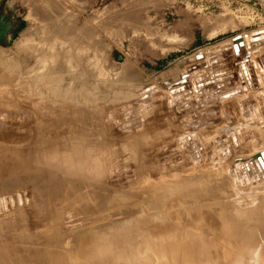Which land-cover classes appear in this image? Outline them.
<instances>
[{
  "label": "rangeland",
  "instance_id": "374dc122",
  "mask_svg": "<svg viewBox=\"0 0 264 264\" xmlns=\"http://www.w3.org/2000/svg\"><path fill=\"white\" fill-rule=\"evenodd\" d=\"M0 33V264L125 240L264 264V0H0ZM85 44L91 104L52 97L46 65Z\"/></svg>",
  "mask_w": 264,
  "mask_h": 264
},
{
  "label": "bare ground",
  "instance_id": "6f19581e",
  "mask_svg": "<svg viewBox=\"0 0 264 264\" xmlns=\"http://www.w3.org/2000/svg\"><path fill=\"white\" fill-rule=\"evenodd\" d=\"M263 33V32H262ZM247 44V43H246ZM250 44V43H249ZM80 46V45H79ZM251 48V47H250ZM247 49V48H246ZM248 50V49H247ZM64 52H63V55H62V57L61 58H59V55H58V53H56L55 55H53L52 56V58L54 59V62L52 63V68L45 62V61H43V62H45V64H47L46 65V67H49V74H48V76L45 78V88L46 87H48L50 90L52 89V97H54V98H56V97H60V98H63V99H65V100H67L68 102H70V101H74V102H84L85 104H87L86 106H88L89 104H91V100H84L83 98H81V97H87L88 95V93L90 92V89H91V85L89 84V82H88V79H89V74H90V66H89V63H90V58H89V45H84V46H80V47H77V49L75 50V51H66L65 49L63 50ZM45 53V52H44ZM4 55V54H3ZM47 55V54H46ZM4 58V57H3ZM2 58V59H3ZM61 61H63L64 63H65V66L67 67V69H69V70H71L70 72H72L73 74L72 75H74V74H76L77 72H78V74L80 73V76H82L84 79H85V81L86 82H83V83H81V84H83V86L81 87V86H78V87H80L81 89L79 90L78 89V87L76 86V84L74 83L75 81H77V78H75L76 80L75 81H73V84L72 85H70V86H73L74 87V85H75V87H77V89H74V90H71V91H69V90H66V91H63V89L60 87V81H61V78H60V76H59V74L57 75L56 73H55V71L57 72V70H56V67H57V65H58V63H60ZM42 62V63H43ZM62 62V63H63ZM41 63V64H42ZM203 63V62H202ZM61 64V63H60ZM91 64V63H90ZM61 66V65H60ZM59 66V67H60ZM62 67V66H61ZM60 67V68H61ZM40 69V68H39ZM46 69V68H45ZM66 69V70H67ZM38 70V69H37ZM81 70V72H79ZM200 70V69H199ZM68 71V70H67ZM34 72V71H33ZM69 71L67 72L68 74L70 73ZM39 73V72H38ZM40 74V73H39ZM44 74V73H43ZM67 75V74H66ZM82 77H80V79H79V82H80V80H82L81 78ZM69 78H70V76H69ZM200 79V78H199ZM12 80V79H11ZM32 82V81H31ZM35 83H36V81H34ZM44 82V81H43ZM49 82H52V83H49ZM68 82V81H67ZM70 82H72V81H70ZM82 82V81H81ZM64 83V82H63ZM31 84V83H30ZM29 84V85H30ZM37 84V83H36ZM47 84H49V85H47ZM98 84V83H97ZM35 85V84H34ZM28 86V85H27ZM31 86H33V83H32V85ZM62 86V85H61ZM67 86V85H66ZM28 87H30V86H28ZM34 87V86H33ZM65 87V86H64ZM63 87V88H64ZM69 87V86H68ZM187 87V86H186ZM72 89V88H71ZM30 90V89H29ZM50 90L48 91V94H49V92H50ZM208 91V90H207ZM38 92L40 93V91L38 90ZM43 92H45L44 90H43ZM42 92V94H44ZM28 93H30L31 94V92H28ZM94 94V93H93ZM40 96H41V94H39ZM45 95H47V93L45 94ZM28 96H30V95H28ZM32 96V95H31ZM34 96V95H33ZM38 96V95H37ZM39 96V97H40ZM44 95H42L41 96V98L43 97ZM50 96V95H49ZM48 95L47 96H45V97H49ZM9 97V96H8ZM33 98V97H32ZM38 98V97H37ZM44 99V98H43ZM42 100V99H41ZM40 100V101H41ZM45 100H49V99H45ZM45 100H43V101H45ZM62 100V99H61ZM64 100V101H65ZM38 101V100H37ZM36 101V102H37ZM40 101H38V103H40ZM46 102V101H45ZM59 101H56V104L58 103ZM81 103V104H83V105H85L84 103ZM37 103V104H38ZM41 103H42V101H41ZM49 103V102H48ZM94 104H95V102H93ZM42 104H45V105H47L46 103H42ZM50 104H52V103H50ZM49 104V105H50ZM55 103L53 102V105H54ZM59 104H60V102H59ZM66 104V103H65ZM65 104H63V105H65ZM38 105H40L41 107H42V105L41 104H38ZM55 106V105H54ZM72 105H70L68 108H70ZM44 107V106H43ZM39 108V107H38ZM45 108V107H44ZM44 108H39L40 109V112H41V109L44 111V110H48V111H50L48 108L46 109H44ZM57 108V107H56ZM61 108V107H60ZM75 108H77V106H75ZM51 109V108H50ZM55 109V108H54ZM62 109H63V107H62ZM74 109V108H73ZM79 109V108H78ZM96 109V108H95ZM36 110V109H35ZM38 110V109H37ZM36 110V111H37ZM63 110H65V112L67 111L66 109H63ZM75 110V109H74ZM264 110V109H263ZM28 111V110H27ZM55 111V110H54ZM68 111H70V109L68 110ZM73 111V110H72ZM80 111V110H79ZM84 111H85V115L84 116H86L85 117V119H84V125L83 126H85V128L83 129V130H87V127H86V125L88 126L89 125V122H91L92 121V118H91V116H89V114L86 112V110L84 109ZM65 112H64V114H65ZM33 113V112H32ZM42 113H44V112H42ZM49 113H51V112H49ZM52 113H53V111H52ZM75 113V112H74ZM222 113V112H221ZM25 114V113H24ZM34 114V113H33ZM55 114V113H54ZM53 114V115H54ZM62 114V113H61ZM68 114V113H67ZM224 114V113H223ZM40 115H42L41 113H40ZM45 115V114H44ZM25 116V115H24ZM38 116V115H37ZM50 116H52L51 114H50ZM49 116V117H50ZM39 117V116H38ZM47 117V116H46ZM27 118V117H26ZM30 118H32V117H30ZM36 118V117H35ZM45 118V117H44ZM43 118V119H44ZM56 118V117H55ZM41 121V120H40ZM34 123H35V120H34ZM38 123H39V121H38ZM100 123V122H99ZM94 124V123H93ZM100 124H102V123H100ZM39 125V124H38ZM65 126V125H64ZM82 126V127H83ZM96 126V125H95ZM102 126V125H101ZM38 127V126H37ZM92 127V126H91ZM103 127V126H102ZM97 128H98V126H97ZM234 128V127H233ZM82 132V131H81ZM85 135H86V133L85 132H83L81 135H80V138L82 139V142H80L81 143V145L82 146H85L86 147V149L88 148V149H92V145H91V147H90V139H85ZM93 135H95V134H93ZM243 136V135H242ZM37 137V136H36ZM103 137V136H102ZM47 138V137H46ZM92 138V137H91ZM98 139V138H97ZM48 140V139H47ZM94 142H95V140H93ZM97 142V141H96ZM91 143L93 144V142H92V140H91ZM98 144H99V142H97ZM96 144V143H95ZM95 144H94V146H95ZM102 145H103V143H102ZM101 145V146H102ZM99 147V146H98ZM3 149V148H2ZM8 149V148H7ZM95 149V148H94ZM261 149V148H260ZM9 151V150H8ZM15 151V150H14ZM6 152V151H5ZM19 152V151H18ZM89 152H90V150H89ZM21 156V155H20ZM24 157V156H23ZM254 160V159H253ZM252 160V161H253ZM82 161V160H81ZM251 162V161H250ZM264 162V161H263ZM249 164V163H248ZM247 164V165H248ZM255 165V164H254ZM263 168V167H262ZM258 169V168H257ZM91 170V169H90ZM233 172V171H232ZM252 173V172H251ZM236 174V173H235ZM238 174V173H237ZM244 176V175H243ZM244 178V177H243ZM246 178V177H245ZM253 180V179H252ZM42 182V181H41ZM261 183V182H260ZM34 187V186H33ZM35 188H37V187H35ZM44 190V189H43ZM47 192V191H46ZM121 206V205H120ZM43 207V206H42ZM58 211V210H57ZM223 212V211H222ZM210 213V212H209ZM189 214H191V213H189ZM223 215H225V214H223V213H219V219L221 220V226H220V233L222 234L223 232H224V230H225V226L227 225V223H226V220L225 219H223ZM213 216H214V214H213ZM212 217V216H211ZM217 217V216H216ZM207 218V217H206ZM205 218V219H206ZM214 218V217H213ZM218 219V220H219ZM207 220V219H206ZM209 220V219H208ZM215 220V219H214ZM210 222H211V220H209ZM46 222V221H45ZM51 223H52V221H50ZM212 223V222H211ZM202 224V223H201ZM208 226V225H207ZM193 227V226H192ZM200 227V226H199ZM45 228V227H44ZM194 228V227H193ZM216 228V227H215ZM189 230H190V227L188 228ZM192 229V228H191ZM213 229V228H212ZM254 229V228H253ZM230 230V229H229ZM68 232V231H67ZM169 232L170 231H165L163 234H161V235H158V236H162V235H164V236H167L168 234H169ZM180 232V231H179ZM236 232V231H235ZM234 232V233H235ZM176 233V232H175ZM238 233V232H237ZM177 234V233H176ZM239 234V236L238 237H242L241 235L242 234H244V233H238ZM256 235H257V233H255ZM255 234H253V236L255 235ZM154 235H156V234H154ZM234 235H236V234H234ZM157 236V235H156ZM174 236V235H173ZM251 236V235H250ZM170 237V236H169ZM172 237V236H171ZM238 237H236V238H233V237H231V239H236V240H239L238 239ZM246 237V236H245ZM247 237H249V236H247ZM257 237V236H256ZM149 238V237H148ZM252 238V237H251ZM131 239H132V237H131ZM172 239V238H171ZM170 239V240H171ZM247 239V238H246ZM249 239H250V237H249ZM255 239V238H254ZM253 239V240H254ZM150 240V239H149ZM157 240V239H156ZM128 241V240H127ZM126 240L124 241V242H127ZM152 241V240H151ZM163 241H164V239H163ZM250 241V240H249ZM124 242H122L123 244L122 245H120L119 244V246H116L115 244H110V243H108V245L107 244H105V242L103 243V244H105V245H102V246H97V245H94V246H92V248L90 247V248H88V249H85V250H83V251H81V249L79 250V252H77V253H79V254H76V255H73L72 257L71 256H69V257H67V258H65V257H63V255L62 254H57V253H55V251H54V253L53 252H51L50 251V249H43V250H41L40 251V254H34V256L36 257V258H39L38 260H40V262H38L39 264L41 263V262H43V261H45V263L47 264V262H49V264H158L157 263V261H156V259H155V257H154V255H152V254H149V255H147L146 257H145V261H143L142 259H138L137 258V255H135L136 253H137V250H135V248L133 249L134 251H133V253L134 252H136V253H132V250L130 249V248H132L131 246H130V244H129V246H130V248H128V247H126L128 244L127 243H125L126 244V246H124ZM129 242H131V244H132V240L131 241H128V243ZM167 242H168V239H167ZM164 244V243H163ZM168 243H165L164 244V246L162 247V251H165V253H168V251H169V249L172 247V245L171 244H169V245H167ZM242 245V244H241ZM81 246V245H80ZM137 246V245H136ZM178 248H179V252H180V254H178L177 255V259H174V260H171V261H167V262H164L165 264H194V262L196 261V260H198V253H202V247H201V245H200V243L197 245V249L194 251V253H188V250H186L187 248H185V245L183 244V243H181V242H179L178 243ZM177 246L175 245V247L177 248ZM83 248V247H82ZM138 248V247H137ZM173 249H175V248H173ZM185 249V250H184ZM176 250V249H175ZM241 250H243V249H241ZM81 251V252H80ZM243 251H245V250H243ZM170 252H171V250H170ZM237 253V252H236ZM52 254H54V255H52ZM239 254V253H238ZM238 254L236 255V256H238ZM172 255H174V254H172ZM175 255H176V253H175ZM174 255V256H175ZM240 255V254H239ZM33 256V257H34ZM38 256V257H37ZM169 256V255H168ZM168 256H167V258H168ZM242 256V255H241ZM32 259H33V257L32 256H30ZM29 257V258H30ZM26 259L24 258L23 260H19V261H17V264H25V263H27L28 261L27 260H30V259H27L26 261H25ZM33 260H35V259H33ZM33 260H32V262H33ZM38 260H35V261H38ZM176 260V261H175ZM140 261L141 262H143V263H140ZM239 261V260H238ZM30 263H31V261H29ZM37 263V264H38ZM227 263V262H226ZM33 264H36V262L35 263H33ZM43 264V263H42ZM199 264V263H198ZM228 264V263H227ZM239 264V263H238ZM244 264V263H243Z\"/></svg>",
  "mask_w": 264,
  "mask_h": 264
},
{
  "label": "water",
  "instance_id": "95a60500",
  "mask_svg": "<svg viewBox=\"0 0 264 264\" xmlns=\"http://www.w3.org/2000/svg\"><path fill=\"white\" fill-rule=\"evenodd\" d=\"M0 35H1V33H0ZM241 38H242L241 35H238V36L234 37L233 40H236V41H237V39H241ZM0 42H1V40H0ZM236 43H237V42H236ZM263 155H264V154H263ZM259 158H261V156H260Z\"/></svg>",
  "mask_w": 264,
  "mask_h": 264
},
{
  "label": "trees",
  "instance_id": "16d2710c",
  "mask_svg": "<svg viewBox=\"0 0 264 264\" xmlns=\"http://www.w3.org/2000/svg\"><path fill=\"white\" fill-rule=\"evenodd\" d=\"M23 24H24V23L22 22V25H20V27H22V26H23Z\"/></svg>",
  "mask_w": 264,
  "mask_h": 264
}]
</instances>
